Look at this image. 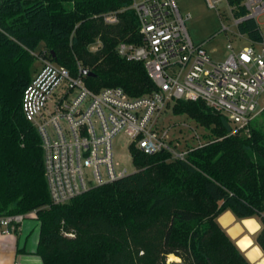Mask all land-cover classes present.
Here are the masks:
<instances>
[{"label": "trees", "instance_id": "16d2710c", "mask_svg": "<svg viewBox=\"0 0 264 264\" xmlns=\"http://www.w3.org/2000/svg\"><path fill=\"white\" fill-rule=\"evenodd\" d=\"M130 4L0 0V216L35 213L43 264H254L218 218L226 210L239 219L257 217L262 227L253 238L264 252V129L251 124L249 133H231L223 114L201 99H178L173 110L214 139L193 146L184 159L131 144L135 171L67 202L51 201L41 137L22 109L34 52L45 42L51 48L38 54L73 74L79 64L93 71L85 75L93 90L116 85L132 96L149 93L155 84L144 62L117 50L121 42L141 40ZM109 11H118V22H105ZM241 29L260 38L252 18Z\"/></svg>", "mask_w": 264, "mask_h": 264}, {"label": "built area", "instance_id": "2783aa9c", "mask_svg": "<svg viewBox=\"0 0 264 264\" xmlns=\"http://www.w3.org/2000/svg\"><path fill=\"white\" fill-rule=\"evenodd\" d=\"M206 1L221 18L232 19L230 25L222 22L223 31L250 41L238 51L230 42L231 51L222 61L210 56L205 40H193L186 24L191 13L184 15L178 0H131L129 7L138 18L141 40L121 42L117 50L127 59L144 62L155 89L143 95L132 96L116 85L93 90L86 84L80 64L78 74H73L45 53L38 54L40 67L24 90L22 109L41 137L53 203L67 202L130 173L114 160L113 139L122 131L131 138L133 159L131 144L146 154L166 150L171 158H186L192 147H177L168 129L160 125L164 112L178 99L204 100L228 120L231 133L248 129L264 111V105L260 107L264 27L258 21L264 15V0ZM102 17L111 24L119 19L118 11L105 12ZM251 18L260 32L258 39H251L241 29ZM26 216H0V233H14Z\"/></svg>", "mask_w": 264, "mask_h": 264}, {"label": "rangeland", "instance_id": "374dc122", "mask_svg": "<svg viewBox=\"0 0 264 264\" xmlns=\"http://www.w3.org/2000/svg\"><path fill=\"white\" fill-rule=\"evenodd\" d=\"M178 5L184 15L189 12L191 13V17L186 20L187 28L191 37L195 42L205 40L204 46L214 60L222 61L228 56L231 51V48L229 47L230 42L233 43L234 50L236 51L248 45V39L239 38L230 31L226 32L222 30V22L230 25L232 24V19L227 17L221 18L217 9L211 8L206 0H178ZM223 7V4L220 5L221 9H223ZM258 21L262 23V27H264V15L260 16ZM99 43V40H97L96 42L91 43L89 48L91 50H96ZM41 48L48 50L51 47L49 46V48H46L45 42H42L36 48L34 52L36 59L33 61L34 63L32 66L33 74L36 72V69L40 67L41 62L38 57V52ZM262 105H264V97L261 98L260 107ZM251 124L260 126L264 129V111L259 113L252 120ZM160 125L168 129L170 138L177 147L180 148H190L214 139V136H212L210 131H208L203 125L197 123L195 119L187 114L175 113L173 110V103L164 112ZM250 131L251 127L242 132L249 133ZM130 142L131 138L123 131L114 137V160L118 167H126L128 171L133 172L136 167L129 150ZM27 215L35 216L37 218L34 212L28 213Z\"/></svg>", "mask_w": 264, "mask_h": 264}, {"label": "crops", "instance_id": "0c3cea01", "mask_svg": "<svg viewBox=\"0 0 264 264\" xmlns=\"http://www.w3.org/2000/svg\"><path fill=\"white\" fill-rule=\"evenodd\" d=\"M250 41L248 40V43ZM220 222L230 233V228L238 230L236 236H232L239 247L247 252V257L254 261V264H264V252L254 242V234L262 227L257 217L237 218L231 210H226L220 216ZM219 220V219H218ZM250 221V225L246 223ZM247 237L249 243L244 247L239 243L241 238ZM40 239V223L35 216H26L21 227L12 234L0 233V264H43V259L37 248ZM258 248L259 253L253 257L250 251ZM261 253V254H260Z\"/></svg>", "mask_w": 264, "mask_h": 264}, {"label": "bare ground", "instance_id": "6f19581e", "mask_svg": "<svg viewBox=\"0 0 264 264\" xmlns=\"http://www.w3.org/2000/svg\"><path fill=\"white\" fill-rule=\"evenodd\" d=\"M246 223H248V224L250 225V221H249V220H246ZM229 231H230V233H231L232 236H236L237 233H238V230H237V229H234V228H230ZM239 243H240L242 246L245 247V246L249 243V240H248L247 237H244V238H241V239L239 240ZM258 253H259L258 248H254L252 251H250L249 255L253 257L254 255H257ZM260 254H261V253H260ZM169 259H170V260H176V261L180 260V258H179L178 256L174 255V254H169ZM263 263H264V262H263Z\"/></svg>", "mask_w": 264, "mask_h": 264}, {"label": "water", "instance_id": "95a60500", "mask_svg": "<svg viewBox=\"0 0 264 264\" xmlns=\"http://www.w3.org/2000/svg\"><path fill=\"white\" fill-rule=\"evenodd\" d=\"M83 73L85 74V75H93L94 74V72L93 71H91V70H89V69H87V68H84L83 69ZM222 122H223V125L225 126V128L227 129V131H231V125L229 124V122H228V120L224 117V116H222ZM131 173V172H130ZM219 219V221H220V217L218 218ZM221 222V221H220ZM222 223V222H221ZM222 226H224L223 224H221ZM246 255H247V252H246ZM251 262H253L254 263V261H252V260H250Z\"/></svg>", "mask_w": 264, "mask_h": 264}]
</instances>
